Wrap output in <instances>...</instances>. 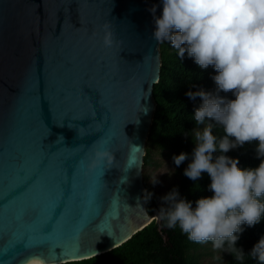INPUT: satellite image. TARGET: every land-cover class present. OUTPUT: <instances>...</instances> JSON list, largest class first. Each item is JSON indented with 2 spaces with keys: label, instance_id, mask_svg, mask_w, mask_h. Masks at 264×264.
Returning a JSON list of instances; mask_svg holds the SVG:
<instances>
[{
  "label": "water",
  "instance_id": "1",
  "mask_svg": "<svg viewBox=\"0 0 264 264\" xmlns=\"http://www.w3.org/2000/svg\"><path fill=\"white\" fill-rule=\"evenodd\" d=\"M192 2L0 0V264L82 262L164 230L142 169L160 44Z\"/></svg>",
  "mask_w": 264,
  "mask_h": 264
},
{
  "label": "trees",
  "instance_id": "2",
  "mask_svg": "<svg viewBox=\"0 0 264 264\" xmlns=\"http://www.w3.org/2000/svg\"><path fill=\"white\" fill-rule=\"evenodd\" d=\"M146 142L176 162L179 185L155 223L111 252L69 264H200L205 245L227 264H264V0H193L191 20L160 44ZM167 237V241L165 240Z\"/></svg>",
  "mask_w": 264,
  "mask_h": 264
},
{
  "label": "rangeland",
  "instance_id": "3",
  "mask_svg": "<svg viewBox=\"0 0 264 264\" xmlns=\"http://www.w3.org/2000/svg\"><path fill=\"white\" fill-rule=\"evenodd\" d=\"M176 162L168 152L156 148L151 150V164L143 166V183L146 188L157 193L159 207L163 208L165 196L174 193L179 185V177L175 173ZM200 264H227L230 259L225 247L205 245L197 252Z\"/></svg>",
  "mask_w": 264,
  "mask_h": 264
}]
</instances>
